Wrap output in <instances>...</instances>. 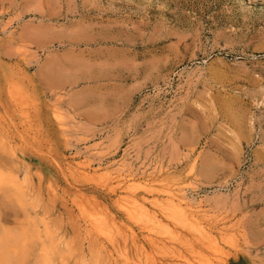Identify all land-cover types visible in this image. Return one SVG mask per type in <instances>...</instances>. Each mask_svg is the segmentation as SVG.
Here are the masks:
<instances>
[{
  "label": "rangeland",
  "instance_id": "obj_1",
  "mask_svg": "<svg viewBox=\"0 0 264 264\" xmlns=\"http://www.w3.org/2000/svg\"><path fill=\"white\" fill-rule=\"evenodd\" d=\"M0 175L12 264H264V0H0Z\"/></svg>",
  "mask_w": 264,
  "mask_h": 264
},
{
  "label": "bare ground",
  "instance_id": "obj_2",
  "mask_svg": "<svg viewBox=\"0 0 264 264\" xmlns=\"http://www.w3.org/2000/svg\"><path fill=\"white\" fill-rule=\"evenodd\" d=\"M2 173V172H1ZM1 176V175H0ZM1 177H3V176H1ZM6 181H4V183H5ZM12 182V181H11ZM87 183V182H86ZM2 184H3V182H2ZM33 186V185H32ZM13 188H14V186H13ZM33 190V189H32ZM18 191V190H17ZM38 191H39V189H38ZM37 191V192H38ZM33 192V191H32ZM2 193V192H1ZM12 193V192H11ZM46 200V199H45ZM50 200V199H49ZM54 201V200H53ZM48 202V201H47ZM52 203V202H51ZM55 203V202H54ZM45 207H46V205H45ZM46 209H47V207H46ZM49 211H50V208H49ZM166 214H167V216L169 217V219L172 221L171 223L172 224H175V225H180L183 229H187V230H189L190 232H193V233H195L196 235H198L197 237H202L203 239H208V238H210V237H212V236H210V235H208L207 233V235H204V234H201L202 232L201 231H199L198 229H197V227H194L192 224H191V222H190V220L188 219V216L186 215V213H185V211H182V209L180 210V208H177V207H172V206H170V207H168V208H166V212H165ZM138 214V213H137ZM54 218H56V217H54ZM60 218V217H59ZM109 218V217H108ZM139 221H141L142 222V219H144V220H146V221H143L144 222V225H145V223H146V225H147V223H151L152 225H154V222L157 224V222L156 221H158V220H156V221H154L153 219H149V217H148V215H146V214H144V217L142 218L141 216H139ZM76 220V219H75ZM56 222V221H55ZM92 222H93V225L96 227V229H98V230H100L101 228H105V226H106V223H103V221L102 220H97V219H95V220H92ZM158 223H160L159 221H158ZM69 224H70V222H69ZM155 224V225H156ZM17 225V224H16ZM25 226V225H24ZM52 227H53V225H52ZM157 228H161V225L159 224H157ZM201 230H202V228H200ZM57 231V230H56ZM167 231V230H166ZM166 231H165V235L164 234H162V236L164 237V236H166V235H168V233H170L169 231H167V233H166ZM203 231V230H202ZM91 232V231H90ZM161 233V232H160ZM84 235V234H83ZM89 236V235H88ZM204 236H206V237H204ZM8 236H3L1 239H0V264H12V259H11V257H12V254L9 252V250H8V244L10 243V240H8ZM26 239V238H25ZM73 239V238H72ZM71 239V240H72ZM174 239V238H173ZM177 239V238H176ZM29 240V239H28ZM180 240V239H179ZM209 240V239H208ZM185 241H187V240H185ZM29 242V241H28ZM65 242V241H64ZM76 242V241H75ZM188 243V242H187ZM73 244V243H72ZM76 244V243H75ZM79 244V243H78ZM179 244H182V242H180ZM185 244V243H184ZM210 244H211V242H210ZM187 245V244H186ZM17 247V246H16ZM187 248H189V247H187ZM12 250V249H11ZM189 250H190V248H189ZM188 250V251H189ZM193 250V249H192ZM191 251V250H190ZM17 252V251H16ZM172 252V251H171ZM179 252V251H178ZM27 253V252H26ZM190 254H192V252L190 253ZM189 254V255H190ZM180 255V254H179ZM193 256H194V254H193ZM200 256V255H199ZM203 256V255H202ZM184 257V256H183ZM207 257V256H206ZM83 258V257H82ZM152 258V259H151ZM176 258V257H175ZM201 258V257H200ZM204 258V257H203ZM149 261L151 262H154L155 260V258L153 259V257H149ZM202 259V258H201ZM185 260V259H184ZM186 260H188V259H186ZM207 260H208V258H207ZM146 262V261H145ZM151 262V263H152ZM186 262V261H185ZM194 262V261H193ZM206 262H208V261H206ZM188 263V262H187ZM197 263H198V261H197ZM203 263V262H202ZM201 263V264H202ZM150 264V263H149ZM154 264V263H153ZM156 264V263H155ZM190 264V263H189ZM206 264V263H205Z\"/></svg>",
  "mask_w": 264,
  "mask_h": 264
}]
</instances>
